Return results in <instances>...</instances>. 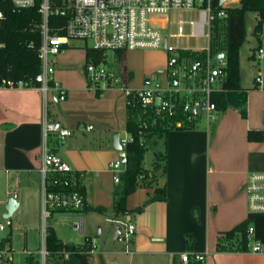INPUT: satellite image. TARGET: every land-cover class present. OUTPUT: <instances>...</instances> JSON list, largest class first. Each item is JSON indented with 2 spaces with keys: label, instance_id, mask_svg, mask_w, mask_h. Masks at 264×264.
Instances as JSON below:
<instances>
[{
  "label": "crops",
  "instance_id": "crops-1",
  "mask_svg": "<svg viewBox=\"0 0 264 264\" xmlns=\"http://www.w3.org/2000/svg\"><path fill=\"white\" fill-rule=\"evenodd\" d=\"M224 50L218 48L215 52ZM254 52L252 59L260 60L259 48ZM126 53L123 52L110 69L127 72L130 88H140L149 73L161 76L167 61L166 51H151L154 55L139 77L134 75L136 71L130 66ZM52 59L56 67L54 80L67 89L65 99H59L55 88H50L46 96L35 87L0 88V181L6 194L4 203L17 193L18 209L20 195L38 188L41 192L43 123L45 120L60 121L73 132L63 141L51 135L49 147L72 165V177L85 190L87 203L106 208L104 213L85 211L90 215L89 219L98 225L106 214L112 213L122 219L121 229L127 221L136 225L135 233L126 245L129 252L126 249L118 251L130 255L128 264H179L180 255L185 251H208L204 262L193 264H264V253L239 247L224 251L217 248L224 232L247 218L251 219L256 236L264 243V213L249 212L247 196L242 190L248 172L264 171V140L247 139L248 130H264V80L262 83L257 81L260 74L254 78L252 87L243 86L247 92L249 88L261 89L259 100L247 99L246 115L240 107L229 106L226 111L218 112L216 122L201 115L191 126L176 127L171 123L162 126L166 130L164 134H150L151 130L143 133V140L148 137L147 140L155 139L157 143L158 139H163L165 170L155 171L144 166L150 170L149 177L139 180L136 190L127 197V207L133 210L141 206L159 186L166 188L168 198L147 204L141 212L117 216L113 210L114 191L120 181L114 180L111 162L123 155V149L114 146V135L118 133L123 137L127 133V93L119 86L104 82H100L98 88L89 85L84 72L87 56L83 42H74ZM203 116L204 121L200 119ZM123 130L126 133L121 135ZM82 211L55 210L51 216L54 222L50 224L55 228L58 221L67 219L75 226L82 219L85 226L80 231L85 233L86 219L80 215ZM56 215L59 216L56 218ZM8 227V234L2 235L0 242L11 236V241L4 246L14 251L18 262L19 258H25L26 264H32L33 251L28 249L27 228L24 247L18 252L12 245L13 221ZM88 237L95 240L92 235H86L84 241ZM239 239L234 240V246L240 244ZM44 242L42 232V243L37 248L40 255ZM96 248L92 255L98 253ZM114 253L116 251L108 250L100 254L106 257Z\"/></svg>",
  "mask_w": 264,
  "mask_h": 264
},
{
  "label": "built area",
  "instance_id": "built-area-1",
  "mask_svg": "<svg viewBox=\"0 0 264 264\" xmlns=\"http://www.w3.org/2000/svg\"><path fill=\"white\" fill-rule=\"evenodd\" d=\"M214 0H11L18 9L34 7L37 4L42 14V43L40 58L41 71L34 80H14L0 78V88L35 87L47 94L50 88L58 90L59 99L66 98L67 89L54 80L55 63L53 56L65 51L77 40L87 42L96 49L125 52L135 48H164L167 61L161 76H147L140 88L132 89L127 85L129 74L106 68L105 62L85 64L84 72L89 85L98 88L100 82L121 87L126 93L128 103L138 108L140 133H146L159 126L183 127L204 115L208 121L217 118L216 103L212 100L215 91L223 90L227 58L219 57L211 48L213 27L216 21L224 23L227 16L225 7L238 4L240 0H225L220 8L213 6ZM197 9L199 17L188 21L190 35L204 37L207 45L203 48L188 49L172 46L169 36L162 31L157 18L165 17L171 10ZM0 18L2 12L0 11ZM178 36L185 35L184 23L178 26ZM194 53L192 56L186 52ZM264 49L259 48L258 56ZM257 81L263 82L261 76ZM90 128L92 125L89 126ZM72 129L60 121L43 123V142L41 150L40 172L41 212L44 220L42 232L45 239L48 224L46 219L55 210L79 211L87 201L80 190L78 182L72 177L73 167L62 155L49 147L51 135L63 141L72 134ZM134 135L128 131L119 137L122 149ZM144 140L142 138L141 143ZM126 151V150H125ZM126 154L111 162L115 171L114 180L120 181L121 173L126 170ZM144 176H141V178ZM247 196L248 210L251 214L264 213V171H250L242 185ZM17 199V193L12 195ZM12 217V216H11ZM11 217L0 222V230L12 224ZM75 226L84 230V221L79 219ZM136 225L131 221L124 224L118 239L130 243ZM247 248L253 253H264V243L256 236L255 226L250 223L247 228ZM96 246L95 240L87 242ZM27 252V250H25ZM72 250H64L67 258ZM93 252V250L91 251ZM126 252L129 249L126 248ZM48 251L45 242L41 250L42 261ZM208 251L182 252L179 264L204 262ZM0 264L16 263L14 251L6 246L0 247Z\"/></svg>",
  "mask_w": 264,
  "mask_h": 264
},
{
  "label": "trees",
  "instance_id": "trees-1",
  "mask_svg": "<svg viewBox=\"0 0 264 264\" xmlns=\"http://www.w3.org/2000/svg\"><path fill=\"white\" fill-rule=\"evenodd\" d=\"M39 4L34 7L18 9L14 7L11 0H0V78L6 77L14 80H34L41 71L42 61L40 58V48L42 43V14L38 10ZM215 8H220L219 0L213 1ZM227 16L224 23L216 21L213 27L211 48L216 51L223 48L227 51V66L225 69V79L222 82L223 90L215 91L212 100L216 103L217 111L222 113L229 106L240 107L243 115H246V89L241 85L240 72V49L246 39V14L249 11L257 13L256 24L253 33L258 39V45L252 49L251 58L255 57V50L261 48V33L264 28V0H240L238 4L225 7ZM220 26L223 33L220 35ZM224 34L225 43H220V37ZM87 62L102 63L107 61V50L96 49L84 42ZM118 56H123L122 51H117ZM192 56L194 53L186 52ZM128 107L127 131L134 135V140L128 142L125 150L128 159L127 167L121 174L120 182L114 191L113 210L115 215L130 214L133 211L141 212L145 206L153 201H165L168 198L166 188L156 187L152 194L143 204L133 210L127 207V197L136 190L141 176L149 177L150 170L144 167L143 161L146 152L145 142L141 143L143 135L139 132L138 108ZM192 124L190 123L189 126ZM159 132L164 134L161 126L153 128L150 134ZM249 141L264 140V130L250 129L247 132ZM166 151L156 153L153 169L165 170ZM85 194V190L80 187ZM86 195V194H85ZM84 211H98L104 213L103 206H92L85 202ZM251 219L247 218L231 229L226 230L223 238H219L217 248L219 250H234L247 248V228ZM240 237V239H239ZM240 240L238 246L235 239ZM91 237L86 238L83 243L63 242L53 225L49 224L46 229L45 247L48 251L45 264H90L91 251L96 246L87 242ZM131 240V239H130ZM7 241H11V236L4 237L0 242V247H4ZM72 250L69 257H65L63 251Z\"/></svg>",
  "mask_w": 264,
  "mask_h": 264
},
{
  "label": "rangeland",
  "instance_id": "rangeland-1",
  "mask_svg": "<svg viewBox=\"0 0 264 264\" xmlns=\"http://www.w3.org/2000/svg\"><path fill=\"white\" fill-rule=\"evenodd\" d=\"M199 17V12L197 9H175L171 10L165 17L157 18V22L162 26V31L166 36H169L168 42L172 46H177L181 48L188 49H197L203 48L207 45V40L204 37L191 36L190 35V25L188 21L191 19H197ZM256 13L249 11L246 14V39L240 49V72H241V85L244 87H252L254 84V78L260 74L264 80V52L262 53V58L260 60H254L250 57L252 49L258 45V39L253 33L254 26L256 24ZM184 23L185 35L178 36V26L179 24ZM220 35L223 33L220 26ZM214 37V36H213ZM262 45L264 47V28L261 33ZM220 43L224 45L225 36L224 34L220 37ZM75 42L82 43L83 41L77 40ZM264 49V48H263ZM162 50L164 48L152 49V48H135L129 49L126 52L127 60L130 66L134 67L136 71L135 76H140V73L144 68L148 66L150 59L153 53L151 51ZM119 60L117 51L113 49L107 50V61L104 65L106 68L114 67ZM147 76H156L153 73L147 74ZM261 89H250L246 91V102L247 99H256L259 100ZM247 104V103H246ZM203 121L205 117H201ZM199 119V120H200ZM263 120H264V111H263ZM201 121V120H200ZM211 122H216L212 120ZM214 132V127L211 128ZM126 132L121 131V135H124ZM148 138V137H147ZM144 140L146 145L144 166L148 169H153L155 156L157 150L160 149L162 152L163 148V139H158L157 143L155 139ZM156 151V152H155ZM159 151V152H160ZM2 181H0V221L5 222L3 213L5 209V191ZM21 205L12 215L13 227L12 231V245L13 248L20 252L24 247V233L27 228L29 232V245L28 249L33 251V261L32 264H42L41 255L37 253L38 246L42 243V228L44 224L42 212H41V192L39 188L36 191L27 190L24 194L20 195ZM86 219V232L82 233L79 228L73 225L71 220H61L55 224V230L59 238L66 243H82L86 235H92L95 238V243L97 245L96 251L90 258V264H128L129 254L118 252L120 250L126 249V242L121 239H113L114 228L118 223H121V218L115 217L112 213L106 214L100 221L98 225H95L93 219H89L90 215H87L85 211L80 213ZM59 215H56V218ZM118 218V221H114V217ZM92 218V217H91ZM51 222H54V218L48 217L46 223L49 225ZM124 227V226H123ZM101 230V233L98 230ZM10 227L3 232H0V237L2 235L8 234ZM114 250L116 253L107 254L106 257L100 254L102 252ZM16 263L18 262L15 258ZM19 264H26L25 258H19Z\"/></svg>",
  "mask_w": 264,
  "mask_h": 264
},
{
  "label": "water",
  "instance_id": "water-1",
  "mask_svg": "<svg viewBox=\"0 0 264 264\" xmlns=\"http://www.w3.org/2000/svg\"><path fill=\"white\" fill-rule=\"evenodd\" d=\"M224 1L225 0H219V4L222 5ZM218 56L219 57H226L227 51L224 50V51L218 53ZM114 146H115V148L122 150V146L119 142V134L118 133H116L114 135ZM122 154H126V152L123 150ZM18 206H19V201L17 199L13 198L12 196L8 197L7 201L5 202L6 212L4 214V217H11ZM121 231H122L121 224L118 223L114 228V234H113L114 240L119 238Z\"/></svg>",
  "mask_w": 264,
  "mask_h": 264
}]
</instances>
